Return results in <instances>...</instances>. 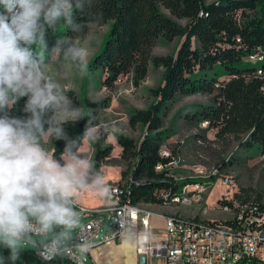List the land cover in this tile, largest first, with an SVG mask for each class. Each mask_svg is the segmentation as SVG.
<instances>
[{
	"label": "clouds",
	"instance_id": "clouds-1",
	"mask_svg": "<svg viewBox=\"0 0 264 264\" xmlns=\"http://www.w3.org/2000/svg\"><path fill=\"white\" fill-rule=\"evenodd\" d=\"M86 17L78 21L76 14ZM102 13L96 0H0V264H16L21 242L34 237L44 261L75 258L92 248L91 238L72 231L85 209L79 194L90 193L107 202L111 188L83 151L84 143H95L100 132L91 110L77 105L54 77L51 62L67 63L78 75L88 73L89 49L80 37L96 27ZM63 25L73 33L59 35L51 48L49 30ZM27 98L23 117L9 114L21 98ZM87 118L82 136L72 139L65 125ZM63 140L60 158L49 147ZM122 239L143 243L145 237L123 230Z\"/></svg>",
	"mask_w": 264,
	"mask_h": 264
},
{
	"label": "trees",
	"instance_id": "trees-1",
	"mask_svg": "<svg viewBox=\"0 0 264 264\" xmlns=\"http://www.w3.org/2000/svg\"><path fill=\"white\" fill-rule=\"evenodd\" d=\"M96 10L102 13L99 24L110 22L111 25L102 48L89 64L106 72V83L127 73H133L139 82L146 76L150 63L165 68L163 82L153 89L158 100L147 109H135L131 116L134 124L140 121L146 124L148 132L138 143L118 137L124 151L136 157L132 171L133 179L139 181L133 186L135 203H165L190 182L176 181L166 169H156V165L166 164L171 158L161 155L163 132L155 130L161 126V113L179 93L216 92V102L199 105L193 117L219 125L221 130L248 132L246 147L264 155V3L260 0H96ZM165 10L173 16L187 18V23L180 24ZM251 12L254 14L250 15ZM76 18L86 19L79 13ZM65 34L73 35L62 24L55 32L49 30V48L57 36ZM161 36L169 40L182 38L175 53L154 54L153 48ZM254 55L262 57L253 60ZM226 75L229 78L222 80ZM26 99L21 98L9 114L25 116L22 109ZM86 123L87 118L66 124L68 136L72 139L82 136ZM52 143L49 147L59 159L65 141ZM100 144L95 143L96 166L101 152L108 154ZM260 206L264 209V205ZM20 246L23 251L16 264L69 261L63 256L44 261L36 248L21 243ZM0 255L8 257L9 250L0 247Z\"/></svg>",
	"mask_w": 264,
	"mask_h": 264
},
{
	"label": "rangeland",
	"instance_id": "rangeland-1",
	"mask_svg": "<svg viewBox=\"0 0 264 264\" xmlns=\"http://www.w3.org/2000/svg\"><path fill=\"white\" fill-rule=\"evenodd\" d=\"M260 3L263 4L264 0H260ZM165 12L171 15L168 10ZM252 13L254 14L251 12L250 15ZM171 16L182 25L188 21L187 18ZM110 25V22L98 24L80 37L81 43L88 47L90 53L86 75L81 77L67 63L60 61L51 62L49 66V71L54 77L63 73L65 78L60 79V83L74 103L82 105L86 111L91 110L95 117L100 132V138L95 143H101V149L108 152V154L101 152L97 168L108 185L133 177L136 157L131 152L124 151L118 137L123 136L138 143L148 132L146 124L141 121L134 124L131 116L135 109H147L158 100L153 89L163 82L165 72L164 66L150 63L146 76L139 82L135 81L133 73H127L120 75L112 83H106V72L101 68H92L89 63L102 48ZM181 40V37L169 40L161 36L153 52L156 55L175 53ZM260 57L262 56L254 55L251 59L256 60ZM228 78L227 75L221 77L222 80ZM215 95L216 92L179 93L161 113V126L155 131L163 132L161 155L171 159L156 169H166L168 175L176 181H190L187 183L190 194L194 191L195 183H199L203 189L200 192V199H193L190 202L179 200H169L165 203L144 202L143 207L153 210L154 216L160 219L152 225L154 230L165 227L163 215L201 220L227 219L231 212L223 209L224 199L234 203L264 205V155L259 150L246 147L244 143L249 139V133L243 130H221L219 125L193 117L199 105L215 103ZM95 143L85 142L83 147V151L94 161L97 151ZM226 178L230 180L228 183L224 182ZM103 202L90 193L79 194L78 204L88 208L100 207ZM86 214L88 213L83 212L80 215V222H86L91 218ZM104 215L105 227L100 233L101 238L110 223V213L105 212ZM45 239L34 237L32 241L42 243ZM127 243L125 239H119L103 246L102 254L98 256L100 262L95 263L132 264L135 250L133 251L134 247ZM21 244L34 247L33 242ZM95 252L99 253L98 250ZM85 255L88 258L87 263L91 264L89 255L87 253ZM66 264L72 263L67 261ZM151 264H166V258L163 255L154 256Z\"/></svg>",
	"mask_w": 264,
	"mask_h": 264
},
{
	"label": "built area",
	"instance_id": "built-area-1",
	"mask_svg": "<svg viewBox=\"0 0 264 264\" xmlns=\"http://www.w3.org/2000/svg\"><path fill=\"white\" fill-rule=\"evenodd\" d=\"M161 166L160 163L156 165L157 168ZM229 181L226 178L224 182ZM137 183L139 181L130 177L109 185L111 197L100 207L81 205L91 218L80 222L72 234L75 236L83 229L82 235L91 238L94 246L88 255L93 250H98L101 255L102 247L122 239L121 232L125 229L145 237L143 243H136V250L138 255L147 256V264H151L152 257L162 255L166 258V264H264V209L259 203L241 204L224 199L223 209L231 212V216L223 220L163 215L165 227L155 231L152 226L155 212L143 207L144 202L135 203L133 200V186ZM188 186L184 185L171 200L190 202L200 199L202 186L195 183L191 194L187 190ZM164 197L167 198L168 194ZM105 212L110 213V223L101 238ZM154 234L158 237H154ZM32 242L38 254L37 245L41 242ZM85 254L80 257L82 264H88ZM68 260L74 264L75 258Z\"/></svg>",
	"mask_w": 264,
	"mask_h": 264
},
{
	"label": "crops",
	"instance_id": "crops-1",
	"mask_svg": "<svg viewBox=\"0 0 264 264\" xmlns=\"http://www.w3.org/2000/svg\"><path fill=\"white\" fill-rule=\"evenodd\" d=\"M156 211H157V212H160V211H158V210H156ZM161 213H162V212H161ZM162 219H163V221H164V223H165V219H164V217H162ZM159 220H160L159 217L153 216V217H152V225H153V224H156L157 221H159ZM155 231H156V230H155ZM153 236H154V237H157L158 235L154 234ZM125 241H126V243L128 242L127 244H129L130 247H134L133 251L135 250V257L133 258V260L131 261V263H132V264H139V255L137 254V251H136V243L134 242V243H135V244H134L133 242H129V241H127V240H125ZM98 256H99V254H97V253L95 252V250L89 254L91 264H95L96 261H97V262H100Z\"/></svg>",
	"mask_w": 264,
	"mask_h": 264
},
{
	"label": "water",
	"instance_id": "water-1",
	"mask_svg": "<svg viewBox=\"0 0 264 264\" xmlns=\"http://www.w3.org/2000/svg\"><path fill=\"white\" fill-rule=\"evenodd\" d=\"M139 264H147V256L145 254L139 255Z\"/></svg>",
	"mask_w": 264,
	"mask_h": 264
}]
</instances>
